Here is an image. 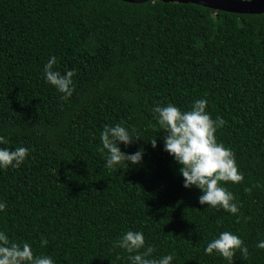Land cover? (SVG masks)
Segmentation results:
<instances>
[{
  "label": "trees",
  "instance_id": "trees-1",
  "mask_svg": "<svg viewBox=\"0 0 264 264\" xmlns=\"http://www.w3.org/2000/svg\"><path fill=\"white\" fill-rule=\"evenodd\" d=\"M0 264H264V13L0 0Z\"/></svg>",
  "mask_w": 264,
  "mask_h": 264
},
{
  "label": "water",
  "instance_id": "water-1",
  "mask_svg": "<svg viewBox=\"0 0 264 264\" xmlns=\"http://www.w3.org/2000/svg\"><path fill=\"white\" fill-rule=\"evenodd\" d=\"M131 3H144L155 0H123ZM165 3H193L216 11L236 14H263L264 0H160Z\"/></svg>",
  "mask_w": 264,
  "mask_h": 264
}]
</instances>
